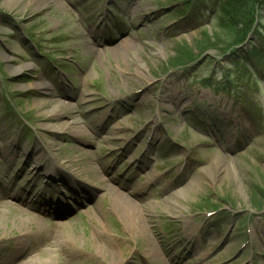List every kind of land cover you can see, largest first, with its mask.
Listing matches in <instances>:
<instances>
[{"label": "rangeland", "instance_id": "rangeland-1", "mask_svg": "<svg viewBox=\"0 0 264 264\" xmlns=\"http://www.w3.org/2000/svg\"><path fill=\"white\" fill-rule=\"evenodd\" d=\"M258 3L228 28L227 0H0V264H264ZM34 149L85 185L64 221L28 204Z\"/></svg>", "mask_w": 264, "mask_h": 264}, {"label": "bare ground", "instance_id": "bare-ground-1", "mask_svg": "<svg viewBox=\"0 0 264 264\" xmlns=\"http://www.w3.org/2000/svg\"><path fill=\"white\" fill-rule=\"evenodd\" d=\"M96 40H97L98 45H104L101 40H98V39H96ZM125 48L129 49V46H126ZM30 69H31V67L28 64V65H24V66L20 67L19 69L10 70V73L12 75L16 76L19 73H23L24 71H28ZM31 87L40 91V92L48 94V95H51V93H52L50 85L45 83L44 81L40 82L36 85H32ZM56 97L59 98L61 101H59V102L54 101L57 109L55 108L54 112H50V116L47 118V120H50V121L55 120L56 118H58V116H61V115H65L64 117L67 118L69 113H71V108H69V107L67 108L66 106H64V101H62V99H67L68 96L64 97L63 95H57ZM50 104H53V103L50 102ZM44 108H47V104H44L42 106V108H39V109L43 110ZM70 123L71 124H69V123H62L61 124V131H63V133L66 132L69 129V126L73 124L72 122H70ZM59 130H57L56 133H58V132L61 133ZM54 131H56V130H54ZM36 149H37V147H36ZM36 152L37 151L35 149H34V151H32V153L34 155H36ZM116 194L117 195L114 196L115 202H117L120 205V209L123 212L124 220L127 222L126 224L132 228L134 227V229H136V230L139 228L144 230L142 228L143 221L141 220V217L137 211L139 209V207L135 206L134 202H132L131 200L126 198L120 192L116 191ZM28 264H31V263H28Z\"/></svg>", "mask_w": 264, "mask_h": 264}, {"label": "trees", "instance_id": "trees-1", "mask_svg": "<svg viewBox=\"0 0 264 264\" xmlns=\"http://www.w3.org/2000/svg\"><path fill=\"white\" fill-rule=\"evenodd\" d=\"M181 1H182L181 5H188V4H191L194 0H181ZM256 1L259 2L258 5H261L262 3H264V0H256ZM248 2L249 0H227V4L224 7V13H223L226 19L225 20L226 23H222V24H224V26L228 28L232 27L234 25V22L232 20L233 17L230 16V11L232 10L233 7H236L237 10L244 9V7L248 4ZM262 208L264 209V206H262Z\"/></svg>", "mask_w": 264, "mask_h": 264}]
</instances>
